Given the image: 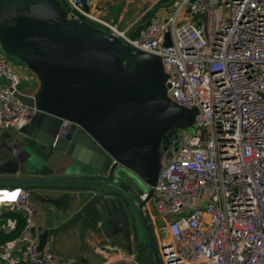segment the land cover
<instances>
[{
	"label": "built area",
	"instance_id": "obj_1",
	"mask_svg": "<svg viewBox=\"0 0 264 264\" xmlns=\"http://www.w3.org/2000/svg\"><path fill=\"white\" fill-rule=\"evenodd\" d=\"M62 6L68 21L102 26L132 50L159 57L168 98L195 111L192 124L177 132V149L162 163L147 203L165 218L158 225L150 219L163 234L161 263L264 264V0H170V13L126 31L104 21L92 0H62ZM21 82V68L0 53L3 130L39 112L22 102L20 96L36 94L21 93ZM67 127L63 121L61 131ZM23 191L14 209L24 216V230L0 259L79 264L38 250L35 210ZM14 227L6 222V229Z\"/></svg>",
	"mask_w": 264,
	"mask_h": 264
},
{
	"label": "water",
	"instance_id": "obj_2",
	"mask_svg": "<svg viewBox=\"0 0 264 264\" xmlns=\"http://www.w3.org/2000/svg\"><path fill=\"white\" fill-rule=\"evenodd\" d=\"M151 16L145 13L140 23ZM119 41L91 24L68 21L58 0L0 9L1 51L40 81L34 98L20 96L24 104L36 106L37 115L3 132L0 186L83 188L105 237L129 253L148 241L157 263L147 203L162 165L159 148L192 124L195 111L168 98L159 57L136 51L133 68L126 71L119 54L131 48L118 47ZM63 121L68 122L65 131ZM24 158L51 176L11 175ZM47 239L43 232L39 251Z\"/></svg>",
	"mask_w": 264,
	"mask_h": 264
},
{
	"label": "crops",
	"instance_id": "obj_3",
	"mask_svg": "<svg viewBox=\"0 0 264 264\" xmlns=\"http://www.w3.org/2000/svg\"><path fill=\"white\" fill-rule=\"evenodd\" d=\"M92 8L95 11L94 4ZM129 27L131 26H127L123 31L128 30ZM15 65L21 68V93L35 95L40 88V81L21 63ZM23 82L29 83L30 87L22 89ZM3 132L4 130L0 127V144H3ZM40 168L37 162L31 164L24 158L10 173L15 176L48 179L51 174L47 171H39ZM4 186L6 187L0 188V200L5 201L0 204V247L13 248L24 230L25 220L24 216L14 209V201L10 199L14 194L13 190L18 188ZM25 191L28 193L29 206L35 210L34 235L39 240L42 233L47 232L48 239L44 250L51 252L56 259L62 261L73 258L79 264H128L123 263L127 262L124 258L131 256L132 253L105 237L104 228L97 213L87 207L86 199L82 194L83 188L31 186ZM147 214L157 223V216L151 204L147 206ZM158 217L161 221L165 220L162 216ZM8 220L15 221L13 229L5 228ZM154 227L155 225L153 226L155 231ZM134 247L136 253H141L144 258V260H138V264H145V260L146 264H152V260L155 262L147 247L141 249L140 245H133L132 249ZM149 256L151 261L147 259Z\"/></svg>",
	"mask_w": 264,
	"mask_h": 264
},
{
	"label": "rangeland",
	"instance_id": "obj_4",
	"mask_svg": "<svg viewBox=\"0 0 264 264\" xmlns=\"http://www.w3.org/2000/svg\"><path fill=\"white\" fill-rule=\"evenodd\" d=\"M41 0H24L23 4L24 6H27L32 3L39 2ZM3 3V0H0V5ZM92 3L94 4V9L99 15H101L102 19L106 21L107 23H110L112 25H115L118 30H123L127 26L131 25H137L139 24L142 17L145 15L146 12H152L153 17H158L161 15H165L167 13H170L171 7H170V0H92ZM168 7H170V10H168ZM0 53L3 54L0 48ZM8 61L14 63V64H20L16 59L7 58ZM124 59V58H123ZM125 60V59H124ZM21 86V88H29L30 84L25 83ZM33 91H31L32 93ZM174 149H177V143L174 145ZM147 221L150 223V217L147 214ZM161 219L157 216V225L161 224ZM152 233V240L155 244L156 249L158 250V240L163 238V234L159 233L156 234L153 230V226L151 228ZM112 241V240H111ZM114 244H117L114 242ZM141 248V245H140ZM5 249L3 247H0V256L4 255ZM132 255L129 257L124 258L123 263L128 264H138V260H144L143 255L137 254L135 251V247L132 249ZM149 261H151V257H147ZM0 264H6L4 261L0 259ZM146 264V260H145ZM152 264H162L161 261L155 263L152 260Z\"/></svg>",
	"mask_w": 264,
	"mask_h": 264
},
{
	"label": "trees",
	"instance_id": "obj_5",
	"mask_svg": "<svg viewBox=\"0 0 264 264\" xmlns=\"http://www.w3.org/2000/svg\"><path fill=\"white\" fill-rule=\"evenodd\" d=\"M22 1H20V0H3V3L0 5V9L1 10H4V11H7V10H9L12 7H15L16 9H21L23 7V5H24ZM58 1L62 4V0H58ZM91 25H93V26H95V27H97L99 29H102V30L106 31L107 33H110L107 29H105L102 26H99V25H96V24H91ZM141 26H142V24L139 23L136 26V28H140ZM131 35L134 36L135 35V31L132 32ZM125 46H126V44L123 41L120 40L118 47L125 48ZM135 52L136 51H134V50L131 49V51L129 53L125 54L123 57L121 56L122 57L121 58L122 64H123V67H124V69L126 71H131L132 68H133L134 61H135V54H136ZM7 58H10V57H7ZM1 187H6V186H0V188ZM30 187L31 186H26V187H15L14 186V187H11V188H22V189L26 190V188H30Z\"/></svg>",
	"mask_w": 264,
	"mask_h": 264
},
{
	"label": "flooded vegetation",
	"instance_id": "obj_6",
	"mask_svg": "<svg viewBox=\"0 0 264 264\" xmlns=\"http://www.w3.org/2000/svg\"><path fill=\"white\" fill-rule=\"evenodd\" d=\"M125 54H119L120 58H122ZM122 56V57H121ZM176 138H177V133L173 136H170V137H167L164 139V142L163 144L161 145V147L159 148V151H160V154H161V158H162V162L163 163L167 156H168V153L174 149V145L176 143ZM152 228V226H151ZM146 247L149 245L148 244V241H145L144 244Z\"/></svg>",
	"mask_w": 264,
	"mask_h": 264
},
{
	"label": "clouds",
	"instance_id": "obj_7",
	"mask_svg": "<svg viewBox=\"0 0 264 264\" xmlns=\"http://www.w3.org/2000/svg\"><path fill=\"white\" fill-rule=\"evenodd\" d=\"M13 193L14 194L12 195V197H14V198H11L12 201H14L16 198L20 197L21 195L26 196V193H24L22 188H18V189L13 190ZM4 202L5 201L0 200V204H3Z\"/></svg>",
	"mask_w": 264,
	"mask_h": 264
},
{
	"label": "snow or ice",
	"instance_id": "obj_8",
	"mask_svg": "<svg viewBox=\"0 0 264 264\" xmlns=\"http://www.w3.org/2000/svg\"><path fill=\"white\" fill-rule=\"evenodd\" d=\"M11 198H14V197H10V199H11Z\"/></svg>",
	"mask_w": 264,
	"mask_h": 264
}]
</instances>
